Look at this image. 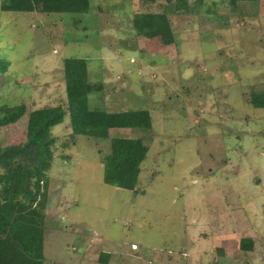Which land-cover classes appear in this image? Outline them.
<instances>
[{"label":"rangeland","instance_id":"374dc122","mask_svg":"<svg viewBox=\"0 0 264 264\" xmlns=\"http://www.w3.org/2000/svg\"><path fill=\"white\" fill-rule=\"evenodd\" d=\"M1 2V0H0ZM90 0L88 13L0 10V147L25 141L28 113L66 105L63 58H84L91 109H146L151 129L58 137L43 264H264V0ZM167 15L173 42L137 35L135 12ZM112 138L148 147L134 191L103 182ZM254 241L251 251L241 238ZM84 252V253H83Z\"/></svg>","mask_w":264,"mask_h":264},{"label":"trees","instance_id":"16d2710c","mask_svg":"<svg viewBox=\"0 0 264 264\" xmlns=\"http://www.w3.org/2000/svg\"><path fill=\"white\" fill-rule=\"evenodd\" d=\"M155 3L156 0H142ZM167 8L184 9L186 0H165ZM255 1V0H231ZM51 5L57 13H88L90 0H1L0 10L32 12L35 4ZM132 26L137 35L159 37L171 44L170 22L162 12H135ZM66 105L43 106L28 113L25 141L0 147V264H43L48 184L58 137L54 126L68 117L70 135L105 139L114 128L149 130L148 110L108 112L91 109L88 95L98 90L88 81L84 58H63ZM251 105L264 108V91L251 94ZM26 112L25 104L0 108V127L17 122ZM110 153L103 161V182L134 191L148 147L138 138H112ZM254 241L241 238L239 248L251 251Z\"/></svg>","mask_w":264,"mask_h":264},{"label":"crops","instance_id":"0c3cea01","mask_svg":"<svg viewBox=\"0 0 264 264\" xmlns=\"http://www.w3.org/2000/svg\"><path fill=\"white\" fill-rule=\"evenodd\" d=\"M252 239V238H251ZM84 253V252H83Z\"/></svg>","mask_w":264,"mask_h":264}]
</instances>
